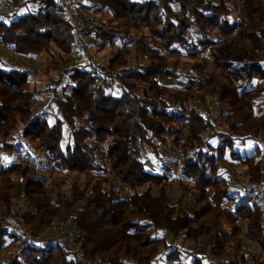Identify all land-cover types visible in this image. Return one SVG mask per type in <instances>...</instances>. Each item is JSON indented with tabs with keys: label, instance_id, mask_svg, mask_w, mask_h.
<instances>
[{
	"label": "trees",
	"instance_id": "16d2710c",
	"mask_svg": "<svg viewBox=\"0 0 264 264\" xmlns=\"http://www.w3.org/2000/svg\"><path fill=\"white\" fill-rule=\"evenodd\" d=\"M77 7L85 34L117 49L107 62L116 80L102 78L95 64L64 68L61 54L73 57L74 31L56 3L46 14L16 18L14 8L0 15L1 47L28 63L46 52L58 61L55 70L61 66L45 91L31 90L28 67L0 70L3 148L16 156L22 147L36 168L26 179L24 225L36 236L49 235L70 218L84 252L98 264H205L208 258L264 264L263 210L238 194L229 169L245 165L253 182L264 172L259 146L247 144L264 137V0H78ZM99 15L110 16L106 27ZM134 52L145 63L136 57L131 64ZM210 62L216 72L207 70ZM207 92L226 114L227 129L202 106ZM17 130L20 139H14ZM178 146L180 179L179 159L161 156L162 147ZM150 155L160 160L159 170L149 167ZM49 167L85 175L87 183L65 192L59 180L52 185L43 176ZM24 169L20 158L0 169L1 215L14 204ZM177 180L192 189L182 188V200L171 204L169 182ZM167 236L213 243L208 255L198 256L169 246ZM0 264L76 262L60 248H23L0 219Z\"/></svg>",
	"mask_w": 264,
	"mask_h": 264
},
{
	"label": "rangeland",
	"instance_id": "374dc122",
	"mask_svg": "<svg viewBox=\"0 0 264 264\" xmlns=\"http://www.w3.org/2000/svg\"><path fill=\"white\" fill-rule=\"evenodd\" d=\"M39 8H40V5H39L38 1H35V0H19L18 3H16V5H15V17L17 18V17L23 16V15H29V14L36 15L39 11ZM109 18H110L109 15H104V16L99 15L97 17V19L100 22L102 21V23L105 27H106V23H107L106 21H108ZM133 37L135 39H138L140 37V33L133 32ZM93 41L97 45V47L95 48V54L97 56V59H99L101 61V63L106 65L108 60L111 59V57H113L114 54H116L117 49L110 47L108 45L102 44V42H99L98 40H93ZM117 42H118L117 46H120L121 42L120 41H117ZM52 49H53L52 51L55 53V55H59L60 52L58 49H56L55 47H53ZM61 57L63 58V65H65V62L67 60L71 59L70 55L61 54ZM136 57L139 58L140 63H145V58L143 57V55L141 53L134 52L133 55L129 58V61L131 62V64H136V63H134L135 62L134 58H136ZM26 58H24L22 56H17L11 49L0 46V70L3 69L6 71V70H10L12 68H21V67H23V68L28 67L27 69H30V70L32 68H35V70L37 69V71L35 73H33L34 71L31 73V77H33V82L31 83V87H30L31 90L36 89V90L45 91V89L47 87L53 86V81L58 78V75L61 71V66H60L59 70H55V67H54L55 63L59 64L58 61L53 59L52 56L46 52L41 53L36 58L29 57V58L34 59L32 61H29V63L27 62ZM182 59H183V61H185L188 64L191 63V60L185 54H183ZM50 67H52L54 69H52ZM207 70L209 72L215 71L212 68L211 62L209 63ZM174 84L178 85V83H175V82H174ZM46 96H47V94H43V96H42L43 102L41 103V105L38 104V106H36L37 110L41 111V109L43 108L42 106L44 105L45 101H47ZM212 100H213V97L211 95H209V92H207L206 93V99L204 97L201 99L202 104H203L202 106H204V107L210 106V110H212V112L214 111L213 120L217 119L220 121L219 122L220 123V125H219L220 129H222V130L227 129L226 114L223 116H222V114L220 115V113L217 111L216 107L212 103ZM258 105H260V104H257V106ZM21 127H23L22 124H20L17 127L18 130H21L22 129ZM18 130L14 136V139H20V137H19L20 132H18ZM69 139H70L69 132L65 131V139L63 142L64 147L67 145V142L69 141ZM247 144L249 145L250 148L253 147L254 149L257 146H259V148L261 150L259 157L261 159H263V161H264V137L261 138L260 142L255 141V142L251 143L250 141H248ZM173 148L174 147H171V152H170V148L162 147L161 148V156L166 157L167 159L169 158V161H170V158L174 156ZM246 148H248V147H246ZM250 148H248L247 153H252ZM19 149L22 153H20L19 155H16V156L14 154H12L10 151H8L7 149H4L3 148V139H2V136L0 135V153L6 158V161L8 164L13 163L16 160V158H20L23 163L26 162V159L24 157V151L25 150L22 147ZM174 150H176V148H174ZM148 161H149V165H150L149 167L150 168L154 167V169H158V170H159V167L161 168L160 160L159 159L157 160L154 156L150 155ZM24 168L25 169L23 171L22 176H25V175L27 177H28V175L30 176L31 171L27 172L26 166H24ZM229 169H230V175L232 177H234V179H235V181H237V183L239 181H249V179L247 178V174H246L247 167L245 165L235 164V165L231 166ZM177 171H180V169H177ZM54 172L55 171H52V168L49 167L45 171H43V173H44L43 176L50 175L51 179H52V181L50 183H52V185L57 183V180H59V182L61 184V189L65 192H69L74 183H80L83 186L87 183L88 178L85 175H78L76 173H61V174L57 173V174H55ZM237 183H236L234 189L237 187ZM184 187L187 188V190H185V192H189V191H191L190 189H192L191 188L192 186H190V185L187 186V184L184 181L178 182L177 184H174V182H172L170 184V186L168 188L169 189L168 200L171 204H178L182 200V198H183L182 197V191H184L182 188H184ZM154 192H155V194H158L159 193V187L155 186ZM187 196L188 197L185 199V201L189 202L188 199L190 197H189V195H187ZM184 210H185V208L181 211H184ZM69 219L67 220L68 223L70 222ZM50 234H52V233H50ZM167 238H168L169 246L173 247V245H175L185 253H186V251H193L195 249L194 250L195 254H197L198 256L208 255L209 250H208L207 246H209V245L211 246L213 243V240L210 239L209 237H205L203 239H198L196 241L187 240L183 236H179V237L175 238L174 241L171 238V236H167ZM199 245H201L202 248L198 247ZM162 251H164L163 248L161 249V252ZM183 257H184V255H183ZM185 259H186V261L190 260V258H188V259L185 258ZM205 261H206L205 264H213L209 258ZM230 261L228 264H235V262L237 260H233V262H232V260H230ZM187 264H190V261H188ZM215 264H219V263H215Z\"/></svg>",
	"mask_w": 264,
	"mask_h": 264
},
{
	"label": "built area",
	"instance_id": "2783aa9c",
	"mask_svg": "<svg viewBox=\"0 0 264 264\" xmlns=\"http://www.w3.org/2000/svg\"><path fill=\"white\" fill-rule=\"evenodd\" d=\"M39 2L40 8L37 14H46L48 4L56 3L61 9L62 18L70 23L73 27L74 36L72 40L73 57L65 62L64 68L70 69L74 65L89 66L95 64L99 66L100 76L107 81L116 80L115 72L110 69L107 64L101 63L95 54V42L85 34V15L81 13L77 7L78 0H35ZM15 8L13 0H0V15L11 12ZM35 69L32 68L31 71ZM181 145V144H180ZM174 157H177L178 166L175 169V176L181 178L182 150L180 146L173 148ZM8 164L6 158L0 153V169L11 165ZM27 168V172L36 171V168L29 162L23 163ZM180 169V171H177ZM27 176L18 178L17 196L10 211L6 215H1L8 232L19 237L20 244L25 249L43 250L50 248H60L71 255L76 264H98L97 261L88 258L82 248V238L79 230L71 221L66 225L60 224L57 230L50 235L36 236L24 223L22 216L24 212L30 208L29 199L26 193ZM180 182L177 180L174 184ZM170 184L172 181L169 182ZM236 190L239 195L243 196L249 204H260L264 213V172L259 181H239ZM189 204L194 203V197L189 195Z\"/></svg>",
	"mask_w": 264,
	"mask_h": 264
},
{
	"label": "crops",
	"instance_id": "0c3cea01",
	"mask_svg": "<svg viewBox=\"0 0 264 264\" xmlns=\"http://www.w3.org/2000/svg\"><path fill=\"white\" fill-rule=\"evenodd\" d=\"M19 0H13L14 5H16V3H18Z\"/></svg>",
	"mask_w": 264,
	"mask_h": 264
}]
</instances>
